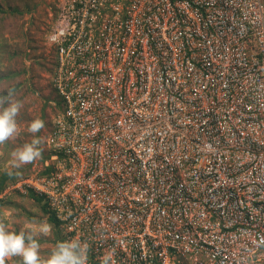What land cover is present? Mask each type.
<instances>
[{"label":"built area","instance_id":"obj_1","mask_svg":"<svg viewBox=\"0 0 264 264\" xmlns=\"http://www.w3.org/2000/svg\"><path fill=\"white\" fill-rule=\"evenodd\" d=\"M47 2L55 112L7 189L88 264H264V0Z\"/></svg>","mask_w":264,"mask_h":264},{"label":"rangeland","instance_id":"obj_2","mask_svg":"<svg viewBox=\"0 0 264 264\" xmlns=\"http://www.w3.org/2000/svg\"><path fill=\"white\" fill-rule=\"evenodd\" d=\"M51 23L47 0H0V96H6L8 90H12L13 98L23 104L17 117L18 134L0 145V176L9 170L11 152L33 139V134L28 132L31 121L39 118L45 123V127L35 134L41 140V148L49 131L55 112L51 107L55 95L49 84L52 56L45 45V37ZM43 153L32 163L13 169L19 173L13 177L19 180L37 171L43 162ZM10 184L7 182L0 190V221L9 231L37 233L39 254L46 259L61 242L59 233L40 206L30 197L8 190ZM44 222L52 229L47 234H40L39 228ZM5 264H22V258H7Z\"/></svg>","mask_w":264,"mask_h":264},{"label":"clouds","instance_id":"obj_3","mask_svg":"<svg viewBox=\"0 0 264 264\" xmlns=\"http://www.w3.org/2000/svg\"><path fill=\"white\" fill-rule=\"evenodd\" d=\"M14 92L8 90L6 96H0V145L14 139L19 132L17 117L23 107L21 101L13 98ZM45 127L42 119H35L30 122L28 132L33 134L30 143H25L22 147L16 148L10 154L9 177L16 175L13 169H20L24 165L41 158L43 149L40 147L41 140L35 137L41 129ZM115 220V216L112 217ZM52 226L46 222L39 228L40 234H47ZM37 233L32 231H9L4 222L0 221V264H5L7 258L20 257L22 264H88L87 242L79 239L61 241L55 245L54 250L48 258L42 259L39 254L40 244L36 239ZM115 248L109 250L100 257V264H116Z\"/></svg>","mask_w":264,"mask_h":264},{"label":"trees","instance_id":"obj_4","mask_svg":"<svg viewBox=\"0 0 264 264\" xmlns=\"http://www.w3.org/2000/svg\"><path fill=\"white\" fill-rule=\"evenodd\" d=\"M16 181H17V178H15L13 176L9 177L7 175V172L2 173V175L0 176V190L3 189V187L5 186V184L7 182L8 183H14ZM28 197L32 198L40 206V209L44 214H47L45 207L40 204V200L34 199L31 195H29ZM49 220L53 223V225H55V221L52 217H49Z\"/></svg>","mask_w":264,"mask_h":264},{"label":"crops","instance_id":"obj_5","mask_svg":"<svg viewBox=\"0 0 264 264\" xmlns=\"http://www.w3.org/2000/svg\"><path fill=\"white\" fill-rule=\"evenodd\" d=\"M32 199V198H31ZM33 200V199H32ZM34 201V200H33Z\"/></svg>","mask_w":264,"mask_h":264}]
</instances>
